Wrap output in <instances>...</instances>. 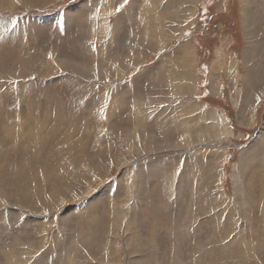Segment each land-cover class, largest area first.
Returning <instances> with one entry per match:
<instances>
[{
    "label": "rangeland",
    "instance_id": "374dc122",
    "mask_svg": "<svg viewBox=\"0 0 264 264\" xmlns=\"http://www.w3.org/2000/svg\"><path fill=\"white\" fill-rule=\"evenodd\" d=\"M0 264H264V0H0Z\"/></svg>",
    "mask_w": 264,
    "mask_h": 264
},
{
    "label": "bare ground",
    "instance_id": "6f19581e",
    "mask_svg": "<svg viewBox=\"0 0 264 264\" xmlns=\"http://www.w3.org/2000/svg\"><path fill=\"white\" fill-rule=\"evenodd\" d=\"M102 48H103V46H102ZM104 49V48H103ZM100 52V51H99ZM104 52V51H103ZM95 53V52H94ZM45 55V54H44ZM92 55V54H91ZM123 64V63H122ZM127 64V63H126ZM57 65H58V69L60 68L61 69V71H73V70H79V68L77 67V65H75V64H70V63H68V62H65V61H58L57 60ZM16 66V65H15ZM49 66H50V68H49ZM48 68L49 70H51L52 72L53 71H56L57 70V68H55L54 67V65H52V64H47V65H45V68ZM83 71V70H82ZM92 71V70H91ZM50 72V71H49ZM57 72V71H56ZM89 72V71H88ZM58 73V72H57ZM77 73V72H76ZM80 74H81V72H80ZM100 74L102 75L101 77L103 78V75H104V67L103 68H101V70H100ZM54 75V74H53ZM98 75V74H97ZM96 76V75H95ZM99 76V75H98ZM96 79V78H95ZM189 103V102H188ZM210 110V109H209ZM185 113V112H184ZM213 113V112H212ZM201 116V115H200ZM51 118V117H50ZM202 120V119H201ZM187 134V133H186ZM187 138V137H186Z\"/></svg>",
    "mask_w": 264,
    "mask_h": 264
},
{
    "label": "snow or ice",
    "instance_id": "6c2138e0",
    "mask_svg": "<svg viewBox=\"0 0 264 264\" xmlns=\"http://www.w3.org/2000/svg\"><path fill=\"white\" fill-rule=\"evenodd\" d=\"M124 3H127V0H124ZM117 11H119V9H117Z\"/></svg>",
    "mask_w": 264,
    "mask_h": 264
}]
</instances>
